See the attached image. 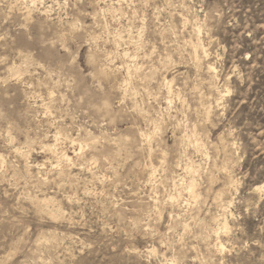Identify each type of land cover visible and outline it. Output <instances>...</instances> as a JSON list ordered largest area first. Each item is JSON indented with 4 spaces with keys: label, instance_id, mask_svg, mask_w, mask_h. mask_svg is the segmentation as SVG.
Instances as JSON below:
<instances>
[{
    "label": "rangeland",
    "instance_id": "rangeland-1",
    "mask_svg": "<svg viewBox=\"0 0 264 264\" xmlns=\"http://www.w3.org/2000/svg\"><path fill=\"white\" fill-rule=\"evenodd\" d=\"M263 186L264 0H0V264H264Z\"/></svg>",
    "mask_w": 264,
    "mask_h": 264
},
{
    "label": "bare ground",
    "instance_id": "bare-ground-1",
    "mask_svg": "<svg viewBox=\"0 0 264 264\" xmlns=\"http://www.w3.org/2000/svg\"><path fill=\"white\" fill-rule=\"evenodd\" d=\"M33 1V0H32ZM24 4V3H23ZM199 27V26H198ZM200 30V29H199ZM204 30V29H203ZM196 31V30H195ZM198 33V32H197ZM199 34H200V32H199ZM198 35V34H197ZM140 37V36H139ZM139 37H138V39H139ZM198 38V37H197ZM201 38V37H200ZM197 40V39H196ZM192 44V43H191ZM198 45V44H197ZM195 46V45H194ZM197 48V47H196ZM202 49V48H201ZM197 50H198V48H197ZM201 51V50H200ZM199 51V52H200ZM206 51V50H205ZM195 53H197V51H195ZM202 53V52H201ZM205 54H206V52H205ZM129 56V55H128ZM197 56V55H196ZM195 56V57H196ZM202 56V55H201ZM198 57H196V59H197ZM208 58V57H207ZM135 63V62H134ZM141 64V63H140ZM130 67V66H129ZM196 67V66H195ZM208 69H209V67H208ZM210 70L212 71V72H214V73H216V68L213 66V65H210ZM128 71V70H127ZM214 73H212V74H214ZM102 74H105L104 73V71L102 72ZM216 77V76H215ZM174 81V80H173ZM170 83V82H169ZM172 83V82H171ZM170 83V84H171ZM217 84V83H216ZM172 85V84H171ZM131 91V90H130ZM171 91V90H170ZM218 91V90H217ZM213 92V91H212ZM214 94V93H213ZM216 95V94H215ZM221 97V96H220ZM219 98V97H218ZM221 100V99H220ZM54 139V138H53ZM57 140V139H56ZM55 143V142H54ZM150 143V142H149ZM52 144V143H51ZM83 144V143H82ZM197 144V143H196ZM55 145V144H54ZM33 146V145H32ZM52 146V145H51ZM197 146H199V145H197ZM197 146H196V148H197ZM86 147V146H85ZM47 148V147H46ZM199 148V147H198ZM198 150H200V148L198 149ZM202 150V149H201ZM200 150V151H201ZM83 152V151H82ZM30 153V152H29ZM68 155V154H67ZM66 154L65 155H63L64 156V158H66V159H69V157L67 156ZM71 158V157H70ZM71 160V159H70ZM66 161V160H65ZM68 162V161H67ZM71 162V161H70ZM191 166V165H190ZM54 168V167H53ZM59 168V167H58ZM61 169V168H60ZM192 169H194L193 167H192ZM191 169V170H192ZM190 170V169H189ZM58 171V170H57ZM28 172V171H27ZM65 172V171H64ZM158 172V171H157ZM193 173V172H192ZM195 174V173H194ZM194 176H197V175H194ZM194 179V178H193ZM192 179V180H193ZM42 181V180H41ZM191 181V180H190ZM184 182V181H183ZM193 182V181H192ZM197 184V183H196ZM196 184L195 183H193L190 187H189V193H190V195L192 196V198H194V199H197L198 198V194H197V190H196ZM259 190H264V186L263 187H261V188H259ZM180 197V196H179ZM178 197V198H179ZM200 197V196H199ZM233 199V198H232ZM53 201V200H52ZM51 202V201H50ZM54 202V201H53ZM180 202V201H179ZM233 204V203H232ZM42 208V207H41ZM226 208V207H225ZM57 209H60V208H57ZM223 210H225V209H223ZM51 212V211H50ZM221 214V213H220ZM223 214V213H222ZM214 220V219H213ZM217 223V222H216ZM220 224V223H219ZM221 226H222V230L223 229H225V232H226V230H228V222H227V220H223V223L221 224ZM219 228V227H218ZM219 231L220 230H218L217 231V237H218V239L220 240V237H219ZM224 231V230H223ZM215 233V232H214ZM221 233V232H220ZM216 234V233H215ZM222 234V233H221ZM216 237V238H217ZM208 242V241H207ZM44 246V245H43ZM216 247L218 248V250L220 251V252H224L225 251V247L222 245V243H217V245H216ZM176 262V261H175ZM44 263V262H43ZM42 264V263H41ZM179 264V263H178Z\"/></svg>",
    "mask_w": 264,
    "mask_h": 264
}]
</instances>
